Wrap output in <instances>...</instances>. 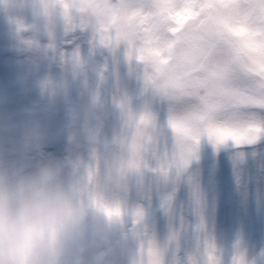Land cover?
<instances>
[{
	"label": "rangeland",
	"instance_id": "1",
	"mask_svg": "<svg viewBox=\"0 0 264 264\" xmlns=\"http://www.w3.org/2000/svg\"><path fill=\"white\" fill-rule=\"evenodd\" d=\"M42 18L54 20V33L38 29ZM172 107L146 88L125 45H102L91 29L46 15L40 0H0V163L27 171L51 163L65 177L107 180L110 198L94 205L124 210L107 264H137L149 239L169 264H189L193 254L207 264L208 245L220 264H264V136L243 144L203 138L186 167L163 170L176 151ZM129 113L153 115L157 136L144 166L120 176Z\"/></svg>",
	"mask_w": 264,
	"mask_h": 264
},
{
	"label": "snow or ice",
	"instance_id": "2",
	"mask_svg": "<svg viewBox=\"0 0 264 264\" xmlns=\"http://www.w3.org/2000/svg\"><path fill=\"white\" fill-rule=\"evenodd\" d=\"M73 28L91 29L104 46L125 45L144 69L146 88L172 102L168 118L176 151L163 170L186 167L203 138L253 143L264 136V0H40ZM78 55V54H77ZM123 106V105H122ZM120 176L144 166L155 143V118L129 113ZM99 165H97L98 171ZM123 217L119 202L105 204ZM139 217H132L135 231ZM207 264H220L208 245ZM137 264H169L152 240ZM177 264V262H173ZM189 264H199L195 254ZM242 264V261H241Z\"/></svg>",
	"mask_w": 264,
	"mask_h": 264
},
{
	"label": "clouds",
	"instance_id": "3",
	"mask_svg": "<svg viewBox=\"0 0 264 264\" xmlns=\"http://www.w3.org/2000/svg\"><path fill=\"white\" fill-rule=\"evenodd\" d=\"M110 192L99 175L0 163V264H107L117 219L93 200Z\"/></svg>",
	"mask_w": 264,
	"mask_h": 264
},
{
	"label": "water",
	"instance_id": "4",
	"mask_svg": "<svg viewBox=\"0 0 264 264\" xmlns=\"http://www.w3.org/2000/svg\"><path fill=\"white\" fill-rule=\"evenodd\" d=\"M50 27H52V24L49 21H42L40 24V28L43 30Z\"/></svg>",
	"mask_w": 264,
	"mask_h": 264
}]
</instances>
